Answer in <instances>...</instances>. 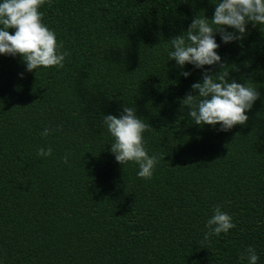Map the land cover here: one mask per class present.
<instances>
[{"label": "trees", "instance_id": "16d2710c", "mask_svg": "<svg viewBox=\"0 0 264 264\" xmlns=\"http://www.w3.org/2000/svg\"><path fill=\"white\" fill-rule=\"evenodd\" d=\"M213 7L45 0L64 66L25 72L19 56L0 55V264H246L249 246L264 264V31L218 50L226 78L260 93L228 132L190 121L179 101L200 74L184 79L167 61V40ZM122 106L150 127L151 179L108 151L102 115ZM45 127L54 131L41 136ZM216 205L235 227L205 241Z\"/></svg>", "mask_w": 264, "mask_h": 264}, {"label": "clouds", "instance_id": "9594fccd", "mask_svg": "<svg viewBox=\"0 0 264 264\" xmlns=\"http://www.w3.org/2000/svg\"><path fill=\"white\" fill-rule=\"evenodd\" d=\"M214 6L211 17L195 15L187 28L167 40V61L179 69V75L188 79L198 71L199 79L185 91L181 106H187V116L199 127L211 126L218 132H228L235 125L248 120L247 113L259 99L260 93L252 83L228 80L222 70L225 61L219 54L222 45L240 46L249 35L250 28L264 31V0H209ZM45 0H0V55L19 56L25 72L56 69L64 66L68 51L62 49L56 33L42 22L44 13L39 9ZM250 26V27H249ZM13 29L10 34L9 29ZM24 73H18L23 78ZM101 127L111 137L110 148L114 161L120 165L137 166L136 176L151 179L159 157L149 154L144 133L149 125L138 117L132 106H122L118 115H102ZM45 127L41 136H48ZM50 147L37 149V156L48 157ZM68 162L69 154L62 158ZM235 224L232 217L216 205L205 223L204 240L210 236L227 234ZM246 264H257L256 250L248 247L242 253Z\"/></svg>", "mask_w": 264, "mask_h": 264}]
</instances>
